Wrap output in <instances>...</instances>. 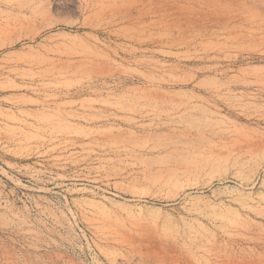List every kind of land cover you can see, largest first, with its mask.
I'll return each instance as SVG.
<instances>
[{
    "label": "rangeland",
    "instance_id": "rangeland-1",
    "mask_svg": "<svg viewBox=\"0 0 264 264\" xmlns=\"http://www.w3.org/2000/svg\"><path fill=\"white\" fill-rule=\"evenodd\" d=\"M0 1V28L42 6L60 25L34 41L26 36L36 26L0 38V264L14 249L30 264H159L131 261L129 249L161 251L167 231L204 209L202 197L264 205V39L229 42L201 71L189 49L171 48L156 29L148 49L114 29L98 33L82 0ZM146 1L164 13L172 0ZM212 1L244 9L264 28V0ZM48 67L74 85L49 84ZM153 103L164 120L173 117L170 132L153 114L138 118ZM247 155L241 176L261 171L254 188L237 190L230 160ZM261 235L238 239L220 263L264 264Z\"/></svg>",
    "mask_w": 264,
    "mask_h": 264
},
{
    "label": "bare ground",
    "instance_id": "bare-ground-1",
    "mask_svg": "<svg viewBox=\"0 0 264 264\" xmlns=\"http://www.w3.org/2000/svg\"><path fill=\"white\" fill-rule=\"evenodd\" d=\"M172 1L168 3H166L167 1L165 2L168 6V8L166 6L168 10H165V8V11L163 10L164 13H162L157 7L146 8V0L145 3H143V0H82L81 11L92 20L91 26L98 33L109 36L114 29V34L117 37L123 41L129 42V45H134L136 49H148L152 30L156 29L158 31L157 35L160 36L159 38H166V44H168L171 48L174 46H181L189 49V61H191L194 65H197L201 71H205L209 69V67L201 66L200 62L202 63L204 60L209 61L211 59H216L224 46H227L229 42H239V40L243 41L249 37L264 39V28H261V23L257 22L253 15L243 12L244 9H242V11L234 12L233 10H235L236 7H234L235 9L230 10L225 7H220L212 0ZM229 2L231 1L229 0ZM229 5L231 6V4ZM163 6L165 7V4ZM169 9L170 11H173V13L171 12L172 14H170V12L166 13V11H169ZM51 15V10L47 6L33 7L30 13L25 15L24 18L20 15L23 19L18 20L17 17L18 21H14L16 17L15 15L13 19L14 22L12 21V23L8 25L6 23V26L0 28V38L2 35L9 34L13 30H22L24 28L34 26V28H38H36L33 33H29L26 36L28 40L34 41L39 36H41L43 32L51 31L60 26L58 23L59 21L53 20ZM38 22H40V24ZM184 24L188 28H183L182 25ZM225 49L228 50L227 48ZM216 62L217 61L214 63ZM42 72L43 73L41 75L44 80H48V83L51 85H65L66 87L74 85V82L71 81L72 79H68L69 74L61 72L53 67L45 68ZM166 88L167 87L164 89ZM158 89L161 90L160 87ZM156 91L158 92L157 95L159 98L160 91L157 89ZM166 91L171 94L178 93L173 89ZM153 96L155 98V95ZM161 96H165V94L163 93ZM153 104L151 105L152 109H150V111L145 110V114H143L144 112L140 115L138 114V118H140V120H145L146 117H149L151 114H153V116H155L154 118L157 119L158 122L157 128L170 132L172 129H174L170 127L171 121H169L172 120L171 118L173 117L164 120L162 115L164 114L163 112H165V110L159 107V105L156 106V103V105L154 104L155 106ZM160 106H162L161 103ZM154 123L156 124V122ZM252 157L253 156L249 158L248 155L245 157L237 156L232 158V160H230L231 158H228V160L226 159L224 161L225 163H229L230 160L231 164L237 170L235 176L239 177V180H237V183H234L236 184L235 189L237 190L242 189L245 191L246 189L254 188L257 184L256 177H258V173L262 165L257 166L256 171H254L255 174L253 177L251 176V179H245L241 176V171L249 164V162L252 160ZM208 160L207 163L209 164ZM221 163L222 161H218L214 164V166H220ZM228 179L229 176H226L225 178L223 177V180ZM234 179L236 180V178ZM221 195L212 194L202 197L204 209L200 207L201 210L198 209V211H194L193 213L195 214H193L191 218L183 217L182 220L184 227L182 226V230H177L172 232V234L171 231L170 233H168L169 231L166 232V236L167 238L169 237V241L166 239V237L164 238L169 242V244L171 243V246L169 244L165 245V247L158 252L142 250L133 247L132 249H129V259L131 261L139 260L142 262L155 260L159 264H177L179 262H186V260L188 262L189 259L193 260L196 264H221L220 260L223 256V251L225 253L227 250H229L230 248L228 247L234 246L238 239L248 240L249 238L251 239L264 232V205H255L245 200L227 199L221 197ZM202 198L200 197L199 200ZM161 238L163 239V237ZM261 238H263V236ZM166 240H163L165 243L162 242V246L167 244ZM160 241L162 240L160 239ZM12 244H10V247H12ZM6 247L8 248L9 246ZM16 248L18 249L19 247ZM10 252L11 250H6L5 254L3 255L6 264H30V261L27 258L26 260L22 256L25 259L24 260L22 259L21 255H15L13 252ZM32 252L33 250L29 253L32 254ZM34 254L36 255V253ZM35 255L32 254L31 256L36 257ZM35 264H40V261L38 263L35 262Z\"/></svg>",
    "mask_w": 264,
    "mask_h": 264
}]
</instances>
